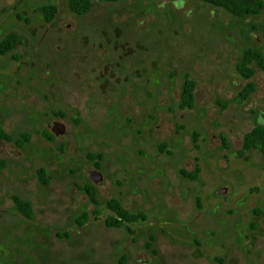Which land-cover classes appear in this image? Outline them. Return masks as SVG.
I'll return each mask as SVG.
<instances>
[{
  "label": "rangeland",
  "instance_id": "374dc122",
  "mask_svg": "<svg viewBox=\"0 0 264 264\" xmlns=\"http://www.w3.org/2000/svg\"><path fill=\"white\" fill-rule=\"evenodd\" d=\"M83 1L76 15L67 0H0V40H15L0 54V264H264L262 155L238 151L264 124V76L238 99L235 69L244 48L264 53V7L237 19L198 0ZM184 74L194 104L179 109ZM112 197L145 218L106 226Z\"/></svg>",
  "mask_w": 264,
  "mask_h": 264
},
{
  "label": "trees",
  "instance_id": "16d2710c",
  "mask_svg": "<svg viewBox=\"0 0 264 264\" xmlns=\"http://www.w3.org/2000/svg\"><path fill=\"white\" fill-rule=\"evenodd\" d=\"M104 2H116L121 0H99ZM155 1V0H149ZM205 3H209L213 6L220 7L229 13L231 16L237 19H243L250 16L258 14L264 7V0H198ZM67 8L70 12L76 15H82L88 9V5L83 0H67ZM37 10L41 13L42 18L45 22H50L56 15L57 8L54 4H42L37 6ZM15 44V40L7 36L0 41V54L9 52ZM254 65V66H252ZM235 69L246 79L244 85L240 88L237 94L238 99H245L255 90V84L252 80H248L252 77L256 69L260 70L264 76V53L252 46L244 48L240 56L235 63ZM194 88L195 81L189 77L188 74H184L181 82V91L180 99L178 106L180 108H191L194 104ZM49 138L48 135H46ZM29 138V135L26 132H22L19 136L13 139V142L17 146H21ZM0 139L11 141V136L3 129L0 124ZM224 146H227V142L223 139L222 141ZM255 149L260 152L262 155V169L264 170V124L256 123L249 130L244 132L242 136L241 147L238 150L240 154L250 150ZM99 157V155H97ZM4 164L0 160V166ZM96 166L99 167V164L96 163ZM199 165L196 164L191 171H185L180 169V173L189 179H195L199 172ZM40 180L42 183H46L44 170L39 168L37 170ZM85 191L88 194L89 200L94 204L98 205V200L96 198L95 191L93 187L85 185ZM12 201L17 208V210L26 218H32V207L31 203L19 197L18 195H12ZM105 206L111 211L112 214L105 217V224L109 227H121L124 224L130 222H136L143 220L145 215L141 211H129L127 210L122 203L117 198H109L105 201ZM98 214V209L93 210V216L96 217ZM88 217L87 212L83 211L80 214L75 216V222L81 225L84 220ZM128 228V227H127ZM129 230V228H128ZM149 246V244H147ZM124 257L120 260L119 264H124ZM221 261V260H219Z\"/></svg>",
  "mask_w": 264,
  "mask_h": 264
},
{
  "label": "water",
  "instance_id": "95a60500",
  "mask_svg": "<svg viewBox=\"0 0 264 264\" xmlns=\"http://www.w3.org/2000/svg\"><path fill=\"white\" fill-rule=\"evenodd\" d=\"M53 130H54L55 132H61V131H62L60 125H57V124H55V126H53ZM93 177H96V176H94V175L92 174V178H93ZM93 179H94V178H93Z\"/></svg>",
  "mask_w": 264,
  "mask_h": 264
},
{
  "label": "flooded vegetation",
  "instance_id": "af4514ba",
  "mask_svg": "<svg viewBox=\"0 0 264 264\" xmlns=\"http://www.w3.org/2000/svg\"><path fill=\"white\" fill-rule=\"evenodd\" d=\"M83 14H84V13H83ZM51 21H52V20H51ZM0 41H1V40H0ZM181 82H182V80H181ZM181 82H180L179 91H178V102H179V99H180ZM177 106H178V103H177ZM178 108H179V109H184V108H180L179 106H178Z\"/></svg>",
  "mask_w": 264,
  "mask_h": 264
}]
</instances>
